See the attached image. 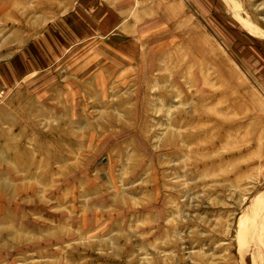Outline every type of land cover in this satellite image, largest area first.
I'll return each mask as SVG.
<instances>
[{
	"label": "rangeland",
	"instance_id": "1",
	"mask_svg": "<svg viewBox=\"0 0 264 264\" xmlns=\"http://www.w3.org/2000/svg\"><path fill=\"white\" fill-rule=\"evenodd\" d=\"M91 1L0 0V264H264V0Z\"/></svg>",
	"mask_w": 264,
	"mask_h": 264
},
{
	"label": "crops",
	"instance_id": "2",
	"mask_svg": "<svg viewBox=\"0 0 264 264\" xmlns=\"http://www.w3.org/2000/svg\"><path fill=\"white\" fill-rule=\"evenodd\" d=\"M103 3H95L91 1L89 6L91 10V22L93 24H103L107 27L109 25H117L125 23L128 24H144V23H158L154 20L155 16H159V12L155 10L169 9L171 7H178V0H102ZM150 9V19L140 20V13L134 10ZM98 20H97V19ZM96 20V21H95ZM127 23V22H126ZM17 33H20L16 31ZM5 45V46H4ZM9 43H2L0 47V89L15 88L16 84L22 78L29 74L33 65L28 62L30 55L28 52L18 53L12 50ZM32 72V71H31ZM22 81V80H21Z\"/></svg>",
	"mask_w": 264,
	"mask_h": 264
}]
</instances>
